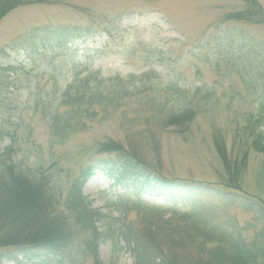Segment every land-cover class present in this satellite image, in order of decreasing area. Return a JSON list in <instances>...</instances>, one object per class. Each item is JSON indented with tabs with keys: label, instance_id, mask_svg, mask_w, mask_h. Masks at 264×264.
I'll list each match as a JSON object with an SVG mask.
<instances>
[{
	"label": "rangeland",
	"instance_id": "obj_1",
	"mask_svg": "<svg viewBox=\"0 0 264 264\" xmlns=\"http://www.w3.org/2000/svg\"><path fill=\"white\" fill-rule=\"evenodd\" d=\"M256 2L264 14V0ZM248 7L242 0H50L14 8L0 20V49L28 30L48 25L105 28L117 39L105 46L89 44L98 50L87 58L81 52L75 57L37 51L27 61L22 52L14 55L11 50L0 58L1 67L26 65L16 74H0V157L9 156L21 169H43L63 198L80 167L93 158V147L114 140L168 179L209 184L225 196L247 201L258 198L264 214V156L250 145L255 129L264 132V61L259 56V49L264 53V27L248 19ZM228 30L246 37L231 44L241 47L238 53L227 46ZM88 75L90 87L106 90L113 98L111 105L81 118L61 108L72 128L60 138L61 133L49 127L50 111L64 88ZM174 102L190 103V122L181 125L164 118ZM214 142L222 145L224 159ZM243 156L239 187L230 192L224 186V162L232 165ZM123 191L100 173L82 188L91 207L109 219L135 221L142 211L118 202ZM140 199L160 205L151 213L154 221L182 224L192 219L183 211H192L223 223L201 208L188 210V204H178L179 212H173V203L163 197L142 193ZM214 203L231 228L248 237L259 230L255 214L238 202ZM78 249L73 245L47 264H132L128 252L111 243L98 246L97 261ZM0 264L36 263L0 248Z\"/></svg>",
	"mask_w": 264,
	"mask_h": 264
},
{
	"label": "trees",
	"instance_id": "obj_2",
	"mask_svg": "<svg viewBox=\"0 0 264 264\" xmlns=\"http://www.w3.org/2000/svg\"><path fill=\"white\" fill-rule=\"evenodd\" d=\"M46 1L50 0H0V20L16 7ZM242 2L249 6L248 19L264 27V14L256 0ZM240 18L243 17L227 16L232 20ZM116 37L105 28L94 31L91 27L70 24L35 27L1 48L0 58L9 50L14 55L22 52L27 61L33 59L37 51L41 54L61 51L64 55L67 52L75 57L81 52L87 58L90 52L98 50L92 49L89 44L105 46L108 41L114 42ZM226 37H231L227 46L235 52L240 46L234 48L231 44L238 39L242 42L246 39L243 33L229 30ZM260 50L259 56L264 61V53ZM1 62L0 74L9 71L16 74L26 68L23 62L5 67H1ZM66 63L68 61H64ZM75 66L76 63L69 69ZM91 76L64 88L58 103L50 111L49 127L55 133H61L60 138L72 128L69 118L62 117L66 111L59 112L61 108H67L69 114L81 118L83 115L95 116L99 112L97 109L105 112L111 105L113 98L106 90L90 87ZM54 84L58 91L56 79ZM193 111L189 102H174L166 110L164 118L182 125L191 121ZM263 133L262 129H255L250 145L264 156ZM214 147L224 159L222 145L214 142ZM92 155L93 158L80 167L63 198L60 189L51 184L50 176L43 169H21L9 156L7 159L0 157V248L9 249L15 257L36 264L49 263L50 258L73 245L79 248L80 254H90L97 261L98 246L108 243L128 252L132 264H264V214L259 211L262 200L255 199L260 203L229 197L209 184L168 179L126 153L122 145L114 140L97 144ZM223 166L227 176L224 186L230 192L237 190L245 156L232 165L224 162ZM97 173L105 175L112 185L124 190L117 197L118 202H127L133 209H140L142 214L139 219L126 222L109 219L106 214L91 207V201L83 194L82 188ZM142 193L171 201L173 212H179L176 210L178 204H188V210L201 208L218 216L223 223L205 220L200 215H193L192 211L181 212L192 218L182 224H172L168 220L154 221L151 213L156 212L160 205L147 204L140 199ZM134 196L135 200L132 199ZM216 200L235 201L253 212L255 221L260 224L259 230L248 237L241 230L231 228L219 204L214 203ZM99 223L102 229L98 227Z\"/></svg>",
	"mask_w": 264,
	"mask_h": 264
}]
</instances>
